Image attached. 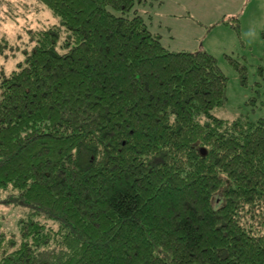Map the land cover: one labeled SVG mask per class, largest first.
I'll list each match as a JSON object with an SVG mask.
<instances>
[{"label": "trees", "instance_id": "1", "mask_svg": "<svg viewBox=\"0 0 264 264\" xmlns=\"http://www.w3.org/2000/svg\"><path fill=\"white\" fill-rule=\"evenodd\" d=\"M35 1L60 25L0 74V206L17 215L0 264H264V119L216 114L217 58L165 47L139 0ZM219 23L239 34L238 15Z\"/></svg>", "mask_w": 264, "mask_h": 264}, {"label": "rangeland", "instance_id": "2", "mask_svg": "<svg viewBox=\"0 0 264 264\" xmlns=\"http://www.w3.org/2000/svg\"><path fill=\"white\" fill-rule=\"evenodd\" d=\"M136 6L149 29L162 35L165 47L203 48L217 58L228 77L227 102L216 110L218 116L231 118L247 112L264 119V0H139ZM228 14L238 15V35L219 23ZM43 25L59 26L60 22L37 1L0 0V35L10 43L7 55L0 59V74L23 59L32 46L29 31ZM226 55L247 65L245 85ZM12 210L0 206V219L8 233L16 232L17 215Z\"/></svg>", "mask_w": 264, "mask_h": 264}, {"label": "crops", "instance_id": "3", "mask_svg": "<svg viewBox=\"0 0 264 264\" xmlns=\"http://www.w3.org/2000/svg\"><path fill=\"white\" fill-rule=\"evenodd\" d=\"M211 53V52H210Z\"/></svg>", "mask_w": 264, "mask_h": 264}]
</instances>
